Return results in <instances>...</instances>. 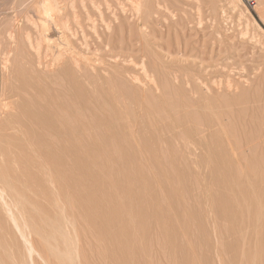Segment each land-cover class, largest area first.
I'll return each mask as SVG.
<instances>
[{
	"label": "rangeland",
	"instance_id": "1",
	"mask_svg": "<svg viewBox=\"0 0 264 264\" xmlns=\"http://www.w3.org/2000/svg\"><path fill=\"white\" fill-rule=\"evenodd\" d=\"M22 1L0 0V34ZM55 1L67 29H54V71L0 35V95L13 99L0 109V264H264L257 0ZM55 46L76 49L57 59Z\"/></svg>",
	"mask_w": 264,
	"mask_h": 264
},
{
	"label": "bare ground",
	"instance_id": "2",
	"mask_svg": "<svg viewBox=\"0 0 264 264\" xmlns=\"http://www.w3.org/2000/svg\"><path fill=\"white\" fill-rule=\"evenodd\" d=\"M18 1V0H17ZM22 1V0H21ZM60 1V0H59ZM64 1V0H63ZM91 1V0H90ZM89 1V2H90ZM106 1V0H105ZM109 1V0H108ZM118 1V0H117ZM124 1V0H123ZM128 1V0H127ZM131 1V0H130ZM132 1H135V0H132ZM140 1V0H139ZM139 1H138V3H139ZM54 2H56L55 0H25V1H22V2H20V3H18L17 4V6L15 7V9L13 10V13H14V11L16 12V13H14L13 14V17H12V20H11V24H12V26L10 27V28H8L6 31H4V33L3 34H0V35H2L1 36V40L3 41V39L4 40H6L7 42H8V45L9 46H13L14 47V49H17L18 48V45L21 43V42H23V44L22 45H24V43L27 45V48L31 51V52H33L32 54H34L35 55V58H36V61H37V63H36V65H37V67H38V69L40 70L41 68H39V67H41L42 65L45 67V68H43V69H47L48 71H50L51 72V69H52V71H54V69L52 68V67H54V56L55 55H57V53L55 54V52H54V45H55V43L54 42H60V41H56L58 38H56V39H54V29H55V31L56 30H58V29H60V30H62V31H64V29H61V28H66L67 26H64V24H65V22H64V20H60V21H63L64 23L63 24H61V25H63L62 27H60L59 26V24L60 23H62V22H60L59 20H57L56 21V18L57 17H59L60 15V13H58L59 12V7H57L56 5V3H54ZM58 2V1H57ZM68 2H70V0L68 1ZM73 2V1H72ZM99 2V1H98ZM104 2V1H103ZM239 2H241L240 0H229V4H231V5H236V6H238L237 4L239 3ZM59 3V2H58ZM61 3V2H60ZM82 3H84V2H82ZM93 4V3H95V4H93V5H96L97 3L95 2V1H92V2H90V4ZM107 3H109V2H107ZM110 3H112V2H110ZM109 3V4H110ZM117 3V2H116ZM115 3V4H116ZM120 3H122V2H119V7H120ZM124 3V2H123ZM122 3V4H123ZM128 3H129V1H128ZM133 3V2H132ZM135 3V2H134ZM63 4H64V6H65V4H66V2H63ZM74 4V3H73ZM81 4V3H80ZM105 4H106V2H105ZM104 4V5H105ZM108 4V6H110ZM118 4V3H117ZM130 4V3H129ZM69 5H72V3L70 2V4ZM93 5H91V6H93ZM124 5L126 6V4L124 3ZM242 5V4H241ZM83 6H84V4H83ZM100 6V5H99ZM107 6V7H108ZM112 6V5H111ZM124 6V7H125ZM138 6H140V4L138 5ZM138 6H137V9H139L138 8ZM235 6V7H236ZM61 7V6H60ZM84 7H86V6H84ZM83 7V8H84ZM88 7V6H87ZM95 7V6H94ZM96 7H97V10H99L98 8H100V7H98V5H96ZM95 7V8H96ZM106 7V9H107V11H109V8H107ZM113 7L115 8V9H117L114 5H113ZM129 7H131L132 8V6L130 5ZM136 7V6H135ZM235 7H233V10L235 9ZM238 7H240V6H238ZM10 8V7H9ZM70 7H68V9L67 10H73L74 9V7H71L70 9H69ZM93 8V7H92ZM131 8H126V11L129 9V10H132ZM255 8V7H254ZM8 9V8H7ZM115 9H113L112 10V12L115 10ZM122 9H124V8H122ZM237 9V8H236ZM245 9V8H244ZM2 10H3V8H2ZM84 11L86 10V9H83ZM92 10V9H91ZM97 10H92V11H97ZM110 10H111V8H110ZM125 10V9H124ZM135 11H136V9H134ZM167 10V9H166ZM241 10V9H240ZM255 10H256V12H257V14H258V16H260V17H262L263 18V16H264V0H257V6H256V8H255ZM8 10H6V12H7ZM133 12V10L131 11V13L133 14V18L135 19L136 17L134 16V15H136V14H134V13H137V11L136 12ZM246 11V10H245ZM66 12V11H65ZM98 12V14H102L101 13V10L100 11H97ZM100 12V13H99ZM110 12V14H111V11H109ZM122 12V11H121ZM125 12V11H124ZM124 12H122V14L124 13ZM129 12V11H128ZM238 12H240L239 10H238ZM20 13H22V14H24V15H20ZM57 13H58V16H57ZM73 14L75 13V12H72ZM107 13V12H106ZM115 13H117V12H115ZM115 13H113V14H115ZM169 13V12H168ZM76 14V13H75ZM110 14H108L107 16L109 17V15ZM113 14H111V15H113ZM121 14V15H122ZM132 14H130V15H132ZM171 14V12L169 13V15ZM238 14H240V13H238ZM242 14V13H241ZM88 14H86V16H87ZM126 15V13L125 14H123V17ZM130 15L128 16V18L130 19ZM75 16H77V15H75ZM74 16V17H75ZM90 16V15H89ZM94 16V15H93ZM93 16H90V17H93ZM98 16V15H97ZM114 16V15H113ZM127 16H125L126 18H127ZM137 16V15H136ZM240 16V15H239ZM5 17H8V16H5ZM61 17V16H60ZM89 17V18H90ZM101 16H99L98 18H100ZM110 17H112V16H110ZM116 17V18H115ZM117 17H119L118 15H116V16H114V20H118L117 19ZM251 17V16H250ZM64 18V17H63ZM65 18H67V16L65 15ZM95 18V17H94ZM104 18V17H103ZM127 18V19H128ZM133 18H131L132 20H131V22H133L134 20H133ZM246 18V17H245ZM72 19H74V18H72ZM76 19V18H75ZM78 20H79V17L77 18ZM86 19H88V18H86ZM110 19H112V18H110ZM112 19V20H113ZM128 19V20H129ZM264 19V18H263ZM67 20V19H66ZM65 20V21H66ZM95 20V19H94ZM103 20V19H102ZM104 20H105V18H104ZM3 21V20H2ZM59 21V22H58ZM73 21V20H72ZM77 22V20H74V23H76ZM86 21V20H85ZM247 21H249L248 19H247ZM246 21V22H247ZM91 22H93V21H91ZM106 22V21H105ZM105 22H102V25H103V23H105ZM66 23H68V22H66ZM73 23V24H74ZM88 23V22H87ZM95 23V22H94ZM94 23H93V26H94ZM1 24V23H0ZM80 25H81V23H79ZM89 24H90V22H89ZM88 24V25H89ZM96 24V23H95ZM106 24V23H105ZM105 24H104V26H105ZM132 24V23H131ZM250 24V23H249ZM77 25V24H76ZM80 25H77V26H80ZM92 25V24H91ZM90 25V26H91ZM102 25H100V22H99V26H101L102 27ZM106 25H108V24H106ZM246 25H248V24H246ZM103 26V27H104ZM109 26V25H108ZM55 27V28H54ZM81 27H82V25H81ZM81 27H79V28H81ZM89 27V26H88ZM87 27V28H88ZM100 27V28H101ZM102 27V28H103ZM106 28H107V26H105ZM104 27V28H105ZM248 27V26H247ZM78 28V27H77ZM78 28V29H79ZM93 28V27H92ZM92 28H88L90 31L92 30ZM103 28V29H104ZM112 28V27H111ZM244 28V27H243ZM67 29V28H66ZM65 29V30H66ZM108 30H110L109 28H107ZM245 29V28H244ZM59 30V32H62V31H60ZM81 30H83V28H81ZM102 30V29H101ZM101 30H100V33H101ZM106 30V29H105ZM107 30V31H108ZM249 29H247V31H248ZM67 32H69L70 31V26H69V30H66ZM65 31V32H66ZM73 31H74V28H73ZM84 31V30H83ZM94 31H97V30H95L94 29ZM103 31V30H102ZM247 31H245V32H247ZM251 31H254V30H252L251 29ZM2 32V31H1ZM65 32H63L64 34H65ZM72 32V31H71ZM91 32H93V31H91ZM90 32V33H91ZM109 32V31H108ZM244 32V35L243 36H245V35H247L250 39L252 38H254V37H250V35H248V33L246 34ZM56 33H57V31H56ZM81 33H82V31L80 32V35H81ZM93 33H95V32H93ZM93 33H91V34H93ZM97 33V32H96ZM95 33V34H96ZM110 33V32H109ZM252 33V32H251ZM255 33V32H254ZM253 33V34H254ZM58 34V33H57ZM56 34V35H57ZM62 34V33H61ZM64 34H62V35H64ZM68 33H66L65 35H67ZM70 34V33H69ZM82 34H84L85 35V33H82ZM242 34V33H241ZM253 34H251V36L253 35ZM72 35H74L75 37H76V33L75 34H72ZM84 35H82L81 37H84ZM98 35V34H97ZM97 35L95 36L94 35V37H97ZM101 35H102V33H101ZM60 36V35H59ZM85 36H87V35H85ZM93 36V35H92ZM57 37V36H56ZM68 37V36H67ZM88 37V36H87ZM61 38H63V37H61ZM64 38H65V36H64ZM70 38H72V36L71 37H69V38H66V39H70ZM74 38V37H73ZM100 39H98L99 41H101V37H99ZM257 38V37H256ZM60 39V38H59ZM66 39H64V42H65V40ZM78 39H79V37H78ZM78 39H74V41L75 40H78ZM83 39H85V37L83 38ZM82 39V40H83ZM68 40H66L67 42H68ZM88 40H90V39H86V40H84V42L87 44V42H88V45H89V41ZM247 40V39H246ZM254 40H255V38H254ZM257 40H259V38L257 39ZM260 41V40H259ZM258 41V42H259ZM62 39H61V44H62ZM70 42H71V40H70ZM69 42V43H70ZM80 41H76V42H74L75 44L76 43H78L79 44V48L81 47V50L82 49H84L85 47H86V45H85V43H84V45L83 44H81V43H79ZM257 42V41H256ZM257 42V43H258ZM66 44H68V43H66ZM71 44V43H70ZM69 44V45H70ZM81 44V45H80ZM63 45H65V43L63 44ZM62 45V46H63ZM67 46L68 47V49H69V47L70 46ZM72 45V44H71ZM82 45L84 46L83 48H82ZM59 46V45H58ZM57 46V47H58ZM76 46H77V44H76ZM108 45H106V47H107ZM56 47V46H55ZM56 47V48H57ZM22 48V47H21ZM27 48H25L26 50H27ZM59 49H60V52L61 51H65L64 52V55L65 54H67L68 52H72L73 51V53H75V51H74V48L72 49V51H67V50H64V48L63 47H58ZM61 48H63V50L61 49ZM89 48V47H88ZM13 48H11L10 50H11V53H14V51H12V50H14ZM58 49V50H59ZM67 49V48H66ZM76 49V48H75ZM85 49H87V47L85 48ZM85 49H84V51H85ZM7 50V49H6ZM19 50H20V48H19ZM19 50H18V52H17V55L19 54ZM71 50V49H70ZM24 50H22V53H24L23 52ZM67 51V52H66ZM5 52V51H4ZM77 52V54H78V56L81 54L82 55V53L80 52V54L78 53V50L76 51ZM21 53V52H20ZM73 53H69L67 56H65V57H68V58H72V59H70V61L71 60H74L73 59V57L74 56H76L75 54H74V56L72 57V56H70V55H73ZM26 54H28L27 52L25 53V55ZM55 54V55H54ZM62 52L61 53H58V57H57V59H60V56L59 55H61V57H62ZM12 55H14V54H12ZM22 55V54H21ZM21 55H18L19 57H21L22 58V60L24 59L25 60V62H27V63H25V64H28V63H30V61L31 62H33L31 59H29L30 61H26V59L28 60V57L27 58H24V56H21ZM2 56L3 57H1L2 58V60H3V62L2 63H0V64H2V68H4V71H6V68H7V64L9 63L8 61H9V56H10V53H9V51L7 50V52L6 53H4V54H2ZM16 56V55H15ZM27 56H29V55H27ZM31 56V55H30ZM70 56V57H69ZM64 57V56H63ZM80 57L81 56H79L78 58H79V60L78 61H80ZM17 58V57H16ZM14 59V60H19L18 58L17 59ZM56 58V57H55ZM83 57H81V59H82ZM120 58V57H119ZM34 59V58H33ZM121 59H123V58H121ZM131 59V58H130ZM10 60H12V58L10 59ZM75 60H77V58L75 59ZM133 60V59H132ZM20 61V60H19ZM77 61V62H78ZM21 62V61H20ZM19 62V63H20ZM72 63H73V61H71ZM76 61L74 62V63H76V64H78ZM131 62V61H130ZM14 63V62H13ZM19 63H17V64H15V65H20ZM73 63V64H74ZM117 63V62H116ZM11 64V63H10ZM23 64H24V62H22V65H21V67H19V68H21V70L22 69H24V68H22V66H23ZM30 64H32V63H30ZM76 64H74V66L76 67L77 65ZM39 65H41V66H39ZM12 66H13V64H12ZM11 66V67H12ZM28 66V65H27ZM31 66H33V67H35L36 68V66L34 65V63L31 65ZM31 66H29V71H31V69H32V71L31 72H34L33 70L35 69V68H30ZM42 66V67H43ZM78 66H80L79 64H78ZM77 66V67H78ZM128 67V66H127ZM129 67H132V66H129ZM25 68H27V67H25ZM18 69V68H17ZM28 69V68H27ZM37 69V70H38ZM11 70H12V68H11ZM10 70V71H11ZM47 70H41L42 71V73L43 72H45L46 73V71ZM131 70V69H130ZM17 71V70H16ZM27 71V70H26ZM26 71H24V72H26ZM36 71V70H35ZM13 73V72H12ZM16 73V72H15ZM14 73V74H15ZM42 73H38V75L39 74H42ZM21 74V73H20ZM23 74V73H22ZM33 74H36V72H34ZM47 74H48V72H47ZM52 74V73H51ZM25 75H27L26 77H28V74L27 73H25ZM32 75V74H31ZM31 75H29V76H31ZM43 75V74H42ZM4 76V75H3ZM7 76H9V74H7ZM6 76V78H8ZM35 77V76H34ZM42 77V76H41ZM40 77V75H39V77H38V79H39V81L40 80H42V79H40L41 78ZM46 77V76H45ZM53 77V76H52ZM11 78V77H10ZM48 78H49V75H48ZM16 79V78H15ZM7 80V79H6ZM13 80V79H12ZM30 80H33V79H30ZM37 80V79H36ZM18 81V80H17ZM27 81V80H26ZM34 81H35V79H34ZM39 81H36L37 83L39 82ZM43 81H48V79H45V80H43ZM53 81H54V79H53ZM30 82V81H29ZM29 82H26L27 84L29 83ZM4 83V82H3ZM7 83H8V81H7ZM11 83V82H10ZM9 83V84H10ZM14 83V82H13ZM16 84H17V82H15ZM34 83V82H33ZM37 83H35V84H37ZM40 83V82H39ZM51 83V82H50ZM19 84V83H18ZM26 84V85H27ZM32 84V83H31ZM42 84H44V82L42 83H40V85L42 86ZM45 84H48V83H45ZM7 85V84H6ZM25 85V84H24ZM25 85V86H26ZM29 85V84H28ZM33 85V84H32ZM49 85H51V84H49ZM10 86H12V85H10ZM37 86H38V84H37ZM44 86V88L46 87L47 88V85H43ZM3 88H4V86H3ZM10 88V87H9ZM28 89H29V87H27ZM31 89H29V90H32V89H34L32 86L30 87ZM39 88V87H38ZM37 87H36V89H34L33 91L35 92H33L34 94H38V92L37 91H39V89H41V87L38 89ZM52 88V87H51ZM15 89V88H14ZM38 89V90H37ZM4 90V89H3ZM37 90V91H36ZM5 91V90H4ZM3 91V92H4ZM16 91V90H15ZM17 91H19L18 89H17ZM27 91V90H26ZM53 91V90H52ZM51 91V92H52ZM25 91H23V93L22 92H19V93H21V94H23V95H25V93H24ZM32 92V91H31ZM40 92V94L42 95V93H43V95L40 97V98H42L43 96H45V95H47V94H45V92H46V90L45 91H39ZM18 93V94H19ZM27 93V92H26ZM0 94H2L1 93V91H0ZM20 94V95H21ZM4 95V94H3ZM27 95H29V94H27ZM1 97H0V109L2 110V111H4L3 109H5V108H8V107H5V106H7V103L8 102H11V101H13V99L12 100H8V102H5L4 100H3V96L2 95H0ZM38 96V95H37ZM36 96V97H37ZM3 97V98H2ZM12 97H14V96H12ZM19 97V96H18ZM6 98V97H5ZM17 98V97H16ZM25 98H27V97H25ZM24 98V99H25ZM29 98V97H28ZM31 98V97H30ZM29 98V99H30ZM33 98V97H32ZM32 98H31V100H32ZM11 99V98H10ZM21 99V98H20ZM48 99V98H47ZM15 100H19V98H17V99H15ZM26 100V99H25ZM34 100V99H33ZM32 100V101H33ZM38 100H40V99H38ZM20 101V100H19ZM22 101V100H21ZM20 101V102H21ZM37 101V100H36ZM40 102H42L43 103V101H41L40 100ZM45 102V101H44ZM36 103V102H35ZM13 104V103H12ZM11 103H10V105H12ZM31 104V103H30ZM45 104H47V103H45ZM50 104V103H49ZM48 104V105H49ZM10 105H9V107H10ZM14 105V104H13ZM44 105V104H43ZM18 106V105H17ZM13 107V106H12ZM11 108V107H10ZM14 108H16V106L14 107ZM18 109V108H17ZM40 109V108H39ZM13 109H11V110H6V111H12ZM19 111V110H18ZM5 112V111H4ZM12 112H15L14 110L12 111ZM17 112V111H16ZM1 186V185H0ZM1 188V187H0ZM1 192H4L3 190H2V188L0 189V193ZM5 197V196H4ZM1 199H2V197H1ZM0 199V200H1ZM2 200H5V199H2ZM3 202V201H2ZM5 202V201H4ZM4 202H3V204H4ZM7 203H8V201H7ZM5 205V204H4ZM8 208V207H7ZM10 209V208H9ZM11 214V213H10ZM13 214V213H12ZM11 217H12V215H10ZM15 217V216H14ZM17 217H19V216H17ZM12 219V218H11ZM13 219H15V218H13ZM21 219V218H20ZM18 220V219H17ZM12 221V220H11ZM16 221V220H15ZM14 221V222H15ZM19 221V223L21 222V221H23V220H18ZM13 223V222H12ZM23 223V222H22ZM17 224V223H16ZM21 224V223H20ZM14 225V224H13ZM25 224H23V227H25L24 226ZM22 226V225H21ZM16 229V228H15ZM25 230V229H24ZM35 230H33V232H34ZM13 232H15V231H13ZM18 232V231H17ZM20 236H21V238L23 239V243L25 242V245L23 246V248H26L27 249V251L29 252V255L30 254H32V253H35L36 251H35V248H34V246L32 245V243H31V241H30V239H29V237L26 235V234H23V233H21L20 232ZM25 249V250H26ZM11 252V251H10ZM10 252H9V254H10ZM17 253V252H16ZM22 253V252H21ZM18 255H19V253H17ZM3 255V254H2ZM8 255V254H7ZM10 255H13V254H10ZM6 257V259H7V256H5ZM4 257V258H5ZM9 257H11V256H9ZM15 257V256H14ZM20 257V256H19ZM12 258H13V256H12ZM10 260L12 261V259L10 258ZM16 260V259H15ZM19 260V259H18ZM18 260H16V261H18ZM2 261V263H3V261H4V259L3 260H1ZM10 261V262H11ZM14 261V260H13Z\"/></svg>",
	"mask_w": 264,
	"mask_h": 264
},
{
	"label": "built area",
	"instance_id": "3",
	"mask_svg": "<svg viewBox=\"0 0 264 264\" xmlns=\"http://www.w3.org/2000/svg\"><path fill=\"white\" fill-rule=\"evenodd\" d=\"M244 3L246 4V6L250 7V8H254L256 5V1L255 0H244Z\"/></svg>",
	"mask_w": 264,
	"mask_h": 264
}]
</instances>
